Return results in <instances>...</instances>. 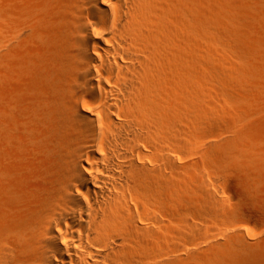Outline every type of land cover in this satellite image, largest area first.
Instances as JSON below:
<instances>
[{
  "label": "bare ground",
  "instance_id": "bare-ground-1",
  "mask_svg": "<svg viewBox=\"0 0 264 264\" xmlns=\"http://www.w3.org/2000/svg\"><path fill=\"white\" fill-rule=\"evenodd\" d=\"M35 1L27 17L11 15L9 29L20 26L11 41L0 20V51L34 42L28 64L37 74L24 107L34 113L29 148L13 140L21 108L0 102L10 147H0V208L9 214L0 264H189V239L222 205L203 186L204 169L195 173L197 158L180 159L207 154L214 168L244 154L251 163L259 142L250 121L264 113V0L250 1L246 25L240 0ZM10 4L26 13L23 0ZM228 120L232 143L207 147L206 129ZM32 125L46 131L44 142ZM13 156L34 160L38 185L27 198L15 189ZM232 209L241 215L242 201ZM212 248L197 264H228Z\"/></svg>",
  "mask_w": 264,
  "mask_h": 264
},
{
  "label": "rangeland",
  "instance_id": "rangeland-1",
  "mask_svg": "<svg viewBox=\"0 0 264 264\" xmlns=\"http://www.w3.org/2000/svg\"><path fill=\"white\" fill-rule=\"evenodd\" d=\"M250 1L251 0H240V6L237 9L239 16L238 21H240V23L245 25L248 24L250 19V15H249ZM11 5L12 4H10V0H0V11H1L0 20H2V22L4 23V28H6L5 29L6 31L5 30L3 31L6 35V38L8 39L10 37V34L7 33H10L11 30L20 28L19 25L13 26L11 23H9L10 26H13L11 30L9 29L8 20L11 18V15L16 16V20L20 17L25 18V15L27 17L28 13L30 14L31 12L35 11L37 7L36 6L37 2L35 0H23L22 6L25 7L26 13H22L20 9L16 8L14 5L12 6ZM27 44H25L24 46H20L17 43V44H12L11 47L9 44L7 47H2L4 49L0 51V102L2 104L6 103L7 105L13 104L17 108L19 109L21 108L19 114L15 116L17 131L15 130L13 134L14 136L13 140L17 145L22 146L23 148H29V145L26 142H30L28 140H31L29 135L32 137V135L29 132L25 131V127L27 126V120H26L27 117L33 115L34 113L33 110H28L29 112H24V107L28 105L29 102L28 97L33 92L32 84L36 82L35 77L37 75L35 68L32 67V65H29V64H33L35 60L33 57L36 58V54H34V52L36 51L35 50L36 45H34L35 44L34 42ZM244 51L248 56V48L247 49L245 48ZM217 53L218 52H216L215 54ZM31 60L33 62H31ZM214 75L216 77L218 76L216 74ZM221 77L222 79L224 78V76L222 75H220V77L217 78H221ZM223 80L227 81L228 83H230L231 81V79H229L230 80L229 81L226 78H224ZM34 86H36V84H34ZM230 91H231L230 92L231 97L228 96L227 103L221 101L223 105L225 104L224 106L225 109L226 108L230 109L232 105L231 99L233 96V90L230 89ZM257 107H258L257 109L258 111L264 112V104L263 105L257 104ZM249 109L253 111L251 108ZM254 114H260V115H256L257 117H254L255 119H252L253 121H250L251 122L250 136L259 143L257 150H253L251 152L250 155V158L252 159L251 163L248 164V160H246L244 154H242V157L240 158L241 162L238 163V165L233 161L232 157H230L229 155L228 157H226V159L220 158V160H217V163L215 164L216 168L215 167L213 168L211 164L209 165L212 168H210V166L207 165V163H209L207 159V154L202 153V155L200 154L197 155L196 157L190 154L189 156H184L182 157V159H180V163H185L188 160L192 161L195 160L196 158L198 159V161L197 159L193 161L194 163L197 162L196 165L194 166L195 173L198 172L197 170H199L200 172L201 170L200 168L204 169L203 172H201L203 173L202 174L203 176L205 175L204 176L205 181L203 179L205 184L203 186L206 185L205 188L209 187V190L211 189L214 191L217 190L218 191L217 193L214 191H212V193L214 192V195L217 198L216 202L219 203L218 206L222 205L220 206L221 209L219 210L218 214L212 216V218H207V220H203L204 224H201L202 227L201 226L199 227L202 230L201 229L197 230L200 233L197 232L194 233L195 236L193 237L190 236L192 238L188 236L190 238L189 242L187 243L188 252H189L187 261L189 262V264H197L198 258L202 255V253L205 250H207L210 247H213L215 251H218L217 253L227 258L226 260L228 261V264H264V179L255 180V175L259 171L264 170V155L262 154V145L264 144V113L262 114V113L254 112ZM229 123L231 124V128H228L229 132H227L228 130L226 128L227 126H230ZM229 123L226 122V124H224L222 121L221 123H219V125H215V126L211 125L206 129L203 139L206 140L204 141V143L207 145V147L209 145H214L215 142L216 144L218 143L229 144L230 142L232 143L234 136L233 133H231L232 123L230 121ZM220 124L223 126V130H221L222 127L220 126ZM33 127L34 125H32L29 131L34 130V133L32 134L35 136V140L44 142V136L46 134L45 133L46 131L45 130L35 131V128ZM0 131H1L0 147L9 150L10 147L6 144L5 141L6 133L1 128ZM218 133L220 135L221 133H225L226 135L222 134V136L225 137L221 136L222 138L221 139ZM204 152L205 153L208 152V149L204 150ZM201 158L203 161H201ZM32 159L33 158L30 157L28 158V161H26V159L25 160L19 159L18 161L16 160L15 156L12 157L13 162L17 163L16 164L17 185L15 189H17V191L21 195L24 194L22 195L24 198H27L28 191L36 190L38 185V174L36 173L37 171L36 168H33L34 160L30 161ZM198 163L202 164L203 166H199ZM28 169H30V171ZM212 169H215L216 171L214 172L212 171ZM208 171H212V173ZM21 174L27 176H23ZM217 174H218L217 178L214 177V175ZM25 183L28 186H26ZM33 186L35 188H32ZM25 190L26 192H23ZM205 190L208 191V189ZM206 191L204 192V194H206V196H208L207 194L210 195L211 192L206 193ZM239 200L242 201L243 213L241 215H236L234 211L232 213V211L230 212V210L235 205L236 201ZM191 208L192 206L189 205L188 207L189 214L192 215L189 216L192 217V220L194 222H196L198 221L197 215L193 214L192 212L193 210H191ZM228 208H230V210ZM0 211H1L0 217L2 216L1 213L4 214L0 218V222H1V220H5V217L7 218L9 214L2 211L1 208ZM225 212H229L227 213L228 215ZM193 216L195 217L193 218ZM203 222L201 221V223ZM192 232L190 234H192ZM200 234L204 239L201 240L194 238V237L201 238ZM162 253L169 257H175L174 254L172 252H169L168 250H164Z\"/></svg>",
  "mask_w": 264,
  "mask_h": 264
}]
</instances>
